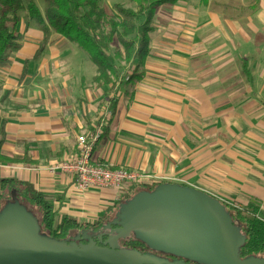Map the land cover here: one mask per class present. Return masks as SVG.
<instances>
[{
	"label": "crops",
	"instance_id": "crops-1",
	"mask_svg": "<svg viewBox=\"0 0 264 264\" xmlns=\"http://www.w3.org/2000/svg\"><path fill=\"white\" fill-rule=\"evenodd\" d=\"M181 4L156 10L140 77L106 94L114 98L112 115L92 161L138 171L148 182L192 187L241 210L253 205L264 215V18L240 20L237 70L230 71L227 55L214 71L207 53L198 67L192 36L179 40L182 11L192 7L177 9ZM160 11L166 30L156 23ZM19 32L20 48L0 67V184L29 183L49 198L56 220L93 224L128 190L79 193L72 176L48 168L98 127L94 99L112 85H97L86 53L59 34L22 23Z\"/></svg>",
	"mask_w": 264,
	"mask_h": 264
},
{
	"label": "trees",
	"instance_id": "trees-1",
	"mask_svg": "<svg viewBox=\"0 0 264 264\" xmlns=\"http://www.w3.org/2000/svg\"><path fill=\"white\" fill-rule=\"evenodd\" d=\"M45 1L49 6L42 15L33 0H0V67L8 61L13 52L20 48L19 26L24 19L28 25H34L44 34L52 30L75 44L86 53L96 67L97 85L113 86L118 72L110 56V46L115 42L118 43L120 49L118 47L115 51L116 56L134 64L129 80L139 78L140 75L135 73L141 69L149 54V34L153 31L156 10L163 5H174L180 0H129L135 4L136 10L132 11L115 5L116 12L121 18L118 21L108 18L106 11L101 7V0ZM127 22L132 24H126ZM107 24H109V30L104 31L103 27ZM133 32L135 39L128 40L126 36ZM244 68L247 71V63L244 64ZM161 184L164 183L148 185L142 183L132 186L135 189L139 186L144 190L152 191ZM13 198L35 215L41 227V234L69 241L80 231L93 230L101 226L109 218L107 213H112L130 196L128 191L105 216L97 219L93 224H81L68 217L56 220L54 208L45 194L37 191L29 183L4 179L0 184V209ZM220 203L233 212L235 218L243 225L246 239L240 249L241 254L247 257L264 258V215H261L258 208L253 205L241 210L225 202ZM125 245L138 249L141 247V243L136 240L128 241Z\"/></svg>",
	"mask_w": 264,
	"mask_h": 264
},
{
	"label": "water",
	"instance_id": "water-1",
	"mask_svg": "<svg viewBox=\"0 0 264 264\" xmlns=\"http://www.w3.org/2000/svg\"><path fill=\"white\" fill-rule=\"evenodd\" d=\"M161 187L184 190L190 196L211 204L218 218L217 242L212 244L203 238L193 239L172 230L150 209H142L141 204H136L132 198L126 205L118 207L115 219L105 226L118 225L111 231L115 236L109 239L108 247L97 246L86 230L80 231L71 242L58 240L41 234L35 215L13 198L0 209V264H189L134 249H119L117 241L131 234L152 252L182 255L197 264H264V258H240L245 235L239 237L237 243L233 241L231 237L235 232L239 233L240 228L232 225L226 208L218 199L202 191L174 184L164 183L155 189Z\"/></svg>",
	"mask_w": 264,
	"mask_h": 264
},
{
	"label": "rangeland",
	"instance_id": "rangeland-1",
	"mask_svg": "<svg viewBox=\"0 0 264 264\" xmlns=\"http://www.w3.org/2000/svg\"><path fill=\"white\" fill-rule=\"evenodd\" d=\"M33 2L39 8L41 14L44 15L49 4L45 0H33ZM187 3H191L192 7L186 13L181 10L185 16L177 27V34L179 40L188 36H192L196 40L197 54L195 58H197L198 67L201 68L205 65L203 55L204 53H207V60L209 62L213 61L212 64L215 68L214 71H221V68L217 66H220V61L228 55L231 62L230 71H236L238 64L237 46L239 38L235 32L238 29L240 20L253 21L254 19L264 18L262 17V13L257 11L261 1L207 0L205 2L204 0H184V4L179 5L177 9H185V4ZM115 5H120L123 8L132 11L136 10L135 4L129 0H101V7L106 11L108 18L113 19L114 21L121 19L116 12ZM250 6L251 9L247 8ZM181 11L179 10L178 12L182 13ZM162 14L161 11L157 14L156 23L158 27L165 29V24L161 18ZM189 14L192 15L190 23L185 18ZM132 22L134 23V21ZM192 22H195L196 24L194 25ZM205 22H208L206 26ZM21 23L27 28L34 26L31 24L28 25L24 19H22ZM126 24L132 23L127 22ZM103 28L104 31H108L109 24L105 25ZM226 36H228L230 40H228ZM246 36H248V34ZM126 37L128 40H133L135 39V33L133 32ZM118 47L120 49V46L116 42L110 46V56L114 61L115 70L118 72L116 81L120 75L130 73L134 66L131 61L127 62L122 57L118 58L116 56L117 53L115 51ZM249 51L251 50L249 49ZM232 82L233 81H231V83ZM121 84L122 86H125L127 85V82L121 81ZM116 88L117 87H115L114 84L110 88V91L108 90L106 93L105 90L99 99H94V106L97 107V109H100L101 113L106 107L110 110L113 109L112 103L114 98L108 99V96L106 98L105 96L108 93L112 94L119 91V88ZM146 178L143 179L144 181L142 180L133 185H140L142 183L148 185L149 183H152L145 180ZM166 184L174 183L167 182ZM179 186H183L186 189L192 188L184 185ZM128 191L130 198H132V200L134 199L136 204H141L142 209H150L156 217H159L166 222L172 230H178L193 239L199 240L203 238L212 244L217 242L218 239L216 232L218 231V218L215 213V208L211 204L205 202V200L190 196L186 191L175 189V187H166L164 189L161 187L149 192L142 187L139 188L138 186L135 189L130 185ZM216 197L217 199L220 198L218 196H215V198ZM117 209L118 208H115L113 212L115 213ZM112 217L109 216L107 221Z\"/></svg>",
	"mask_w": 264,
	"mask_h": 264
},
{
	"label": "built area",
	"instance_id": "built-area-1",
	"mask_svg": "<svg viewBox=\"0 0 264 264\" xmlns=\"http://www.w3.org/2000/svg\"><path fill=\"white\" fill-rule=\"evenodd\" d=\"M121 81L128 82L129 75H120L115 87H119ZM111 115L112 111L106 107L99 117L98 127L89 135L80 134L77 137L76 152L48 168L51 173L72 176L75 179V189L79 193H86L92 189L127 191L130 185L146 178V175L138 171L103 166L92 161L93 149L100 137L101 128Z\"/></svg>",
	"mask_w": 264,
	"mask_h": 264
},
{
	"label": "flooded vegetation",
	"instance_id": "flooded-vegetation-1",
	"mask_svg": "<svg viewBox=\"0 0 264 264\" xmlns=\"http://www.w3.org/2000/svg\"><path fill=\"white\" fill-rule=\"evenodd\" d=\"M162 185V184H161ZM159 186V185H158ZM157 186V187H158ZM207 194V193H206ZM211 196V195H210ZM213 197V196H212ZM215 198V197H214ZM131 199V198H128V199H125L123 203L121 204H127L128 203V200ZM217 199V198H216ZM219 200V199H218ZM131 201V200H130ZM220 202H222L221 200H219ZM119 204V206L121 205ZM125 204V205H126ZM118 211V209H117ZM117 211L114 213L113 217L103 223L101 226L99 227H96L94 228L93 230H86V231H89L90 233H88L89 236L92 237L93 241L95 242V244L97 246H101V247H108L109 246V239L110 238H113L115 236V234H112L111 231L113 229H116L118 228V225H112L110 228H106V224H108L109 222H111L112 220L115 219V214L117 213ZM226 212L227 214H229L230 218H231V222H232V225L235 226L236 228H240L239 230V233L235 232L233 234V236L231 237L233 239L234 242H238V238L241 237L242 235H244V232H243V225L239 222V220H237L235 218V215L233 214V212H230L229 210L226 209ZM119 221V220H118ZM75 236V235H74ZM73 236V237H74ZM73 237L69 240V242L73 241ZM135 241L134 239V236L131 234L130 236L126 237L125 239H121V240H118L117 241V244L119 246V249H134V250H137L141 253H150V254H153V255H156L158 257H161L163 259H167V260H170V261H173V260H183L189 264H197V263H194L193 261H191L192 259L191 258H185L184 256L182 255H178V254H168V253H159V252H152L150 251L149 249H147L143 244H141V247L138 249V248H131L129 246H126L125 244L128 242V241ZM79 242H82V243H85V241H78ZM125 243V244H124ZM241 249V248H240ZM240 258L241 259H244L245 257L247 256H243L240 252Z\"/></svg>",
	"mask_w": 264,
	"mask_h": 264
}]
</instances>
